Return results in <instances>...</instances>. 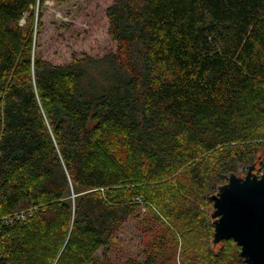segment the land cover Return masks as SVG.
Returning <instances> with one entry per match:
<instances>
[{
  "label": "trees",
  "instance_id": "16d2710c",
  "mask_svg": "<svg viewBox=\"0 0 264 264\" xmlns=\"http://www.w3.org/2000/svg\"><path fill=\"white\" fill-rule=\"evenodd\" d=\"M44 3L0 0V264H114L142 207L123 264H245L210 197L264 173V0H114L115 50L58 65Z\"/></svg>",
  "mask_w": 264,
  "mask_h": 264
},
{
  "label": "rangeland",
  "instance_id": "374dc122",
  "mask_svg": "<svg viewBox=\"0 0 264 264\" xmlns=\"http://www.w3.org/2000/svg\"><path fill=\"white\" fill-rule=\"evenodd\" d=\"M113 1L45 0L43 28L37 39L39 57L58 65L69 62L73 52L102 57L114 51L115 43L108 38L105 17V9ZM256 168L253 167L252 173L260 174ZM245 170L239 168L236 176L243 178ZM138 213L140 219L129 220L112 240L110 258L114 264H123L129 257L140 256L144 236L139 227L140 223H145L142 218L147 215V209L141 208Z\"/></svg>",
  "mask_w": 264,
  "mask_h": 264
},
{
  "label": "water",
  "instance_id": "95a60500",
  "mask_svg": "<svg viewBox=\"0 0 264 264\" xmlns=\"http://www.w3.org/2000/svg\"><path fill=\"white\" fill-rule=\"evenodd\" d=\"M249 167L243 178L231 174L210 197L213 244L232 239L245 264H264V173Z\"/></svg>",
  "mask_w": 264,
  "mask_h": 264
},
{
  "label": "built area",
  "instance_id": "2783aa9c",
  "mask_svg": "<svg viewBox=\"0 0 264 264\" xmlns=\"http://www.w3.org/2000/svg\"><path fill=\"white\" fill-rule=\"evenodd\" d=\"M261 174H263V172H261V173H260V175H261ZM138 199H139V198H138ZM139 201H141V200H139ZM142 209L144 210L145 208H144V207H142Z\"/></svg>",
  "mask_w": 264,
  "mask_h": 264
}]
</instances>
